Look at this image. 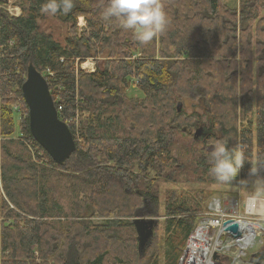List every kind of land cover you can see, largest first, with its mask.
Segmentation results:
<instances>
[{
  "label": "trees",
  "instance_id": "16d2710c",
  "mask_svg": "<svg viewBox=\"0 0 264 264\" xmlns=\"http://www.w3.org/2000/svg\"><path fill=\"white\" fill-rule=\"evenodd\" d=\"M48 2L14 0L13 15L0 0V264H177L208 203L206 191L192 205L165 194L161 209L157 181H172L177 131L191 140L183 145L201 143L202 162L216 141L240 149V180L254 169L255 140L264 181V0H162L168 23L147 44L102 17L108 0H72L55 14ZM46 12L67 26L63 40L41 29ZM88 58L93 71L80 68ZM30 67L74 138L62 164L29 130L21 85ZM132 88L139 97L126 104ZM176 96L200 100L207 121L182 101L175 108ZM144 207L157 225L139 254L132 220ZM263 262L264 249L252 264Z\"/></svg>",
  "mask_w": 264,
  "mask_h": 264
},
{
  "label": "rangeland",
  "instance_id": "374dc122",
  "mask_svg": "<svg viewBox=\"0 0 264 264\" xmlns=\"http://www.w3.org/2000/svg\"><path fill=\"white\" fill-rule=\"evenodd\" d=\"M14 0H9V3L7 4L5 9L13 15H19V12L13 6L12 2ZM229 4L233 5L236 0H226ZM261 15H264V7L261 10ZM85 22L83 20V17L78 18V27L82 28L84 26ZM41 29H46L45 31H51L52 36L55 38H58L59 40H63L67 26L59 21L54 15H52L50 12H46V16L41 21ZM103 55L99 58L101 59ZM96 61L92 58L85 59L81 64L80 68L84 69L86 71H93L95 67ZM131 95V96H130ZM129 96L128 97L130 101L126 102V104H130L132 102H135L139 97V93L132 88L129 90ZM135 98L136 100H133ZM177 100L183 102L184 106V112L186 115H189L191 113L199 114L201 115L200 121H207V111L204 110V104L198 100L197 98H186L184 96L175 98L174 101V107L176 108V102ZM206 115V116H205ZM208 117V116H207ZM254 118V117H253ZM91 117H85V120H90ZM80 127V124H78V129ZM255 128V126H254ZM194 129L192 130V132ZM254 131V130H253ZM102 132V131H101ZM77 135L79 132L77 131ZM76 137L79 138L81 141L80 134ZM177 136L176 144L173 145L172 153L176 154V162H173L171 165V168L168 170V173L171 174L172 181L165 182L162 181V178H159L157 181V189L159 190V196L161 201V209H162V201L163 197L166 194V198L169 199L172 195L178 198L176 202L186 201L187 199H191L192 202L186 203V205H192L198 204L199 200V194L204 193L203 191H206L207 195V207L209 203L214 198H220L221 200H226L227 198L234 197L239 200V207L241 208V204L247 197H261L264 198V181H262L257 175H251L246 180H240L238 175L237 177L230 183V185H226V183H219L215 180L213 175L210 174V163L207 160L206 162H202V155L200 154V148H203L201 143H192L189 145H186L185 142H191L190 138L180 135V131H177L175 133ZM253 164L255 169L256 164V142L253 140ZM212 149V145L204 146V148ZM180 165V166H178ZM205 166L209 169H205ZM132 171H137L135 168L132 169ZM216 181V183L212 182ZM166 191V193H164ZM180 200V201H179ZM206 207V209H207ZM146 208V207H145ZM144 208V209H145ZM145 211H148V208L145 209ZM202 211V210H201ZM206 210L202 213L204 214ZM243 213V212H242ZM140 214V213H138ZM162 214V211L160 212V215ZM160 222L162 220V216L158 217ZM131 222V218L129 219ZM261 224H263V220L259 221ZM135 233V232H134ZM162 231L159 228L157 230V237L161 235ZM131 236V234H130ZM264 236V231L261 235L257 237L255 240L256 244L255 246L247 251L245 260L248 261L252 257L254 259V255L256 253L260 252L262 249H264V237L261 238V241L259 240L260 237ZM161 238V237H160ZM160 238L158 239V245L160 247ZM260 241V244H259ZM258 249V250H257ZM159 249H158V255H159ZM1 261V259H0ZM35 261L38 263L39 259H35ZM253 263V260H252ZM159 264V260H158ZM160 264H162L160 262ZM264 264V262L262 263Z\"/></svg>",
  "mask_w": 264,
  "mask_h": 264
},
{
  "label": "built area",
  "instance_id": "2783aa9c",
  "mask_svg": "<svg viewBox=\"0 0 264 264\" xmlns=\"http://www.w3.org/2000/svg\"><path fill=\"white\" fill-rule=\"evenodd\" d=\"M67 122L74 121L69 118ZM239 200L214 198L209 203L186 238L177 264H251L245 257L264 231L259 222L264 219V198L247 197L241 208ZM229 219L238 224V236L223 225Z\"/></svg>",
  "mask_w": 264,
  "mask_h": 264
},
{
  "label": "water",
  "instance_id": "95a60500",
  "mask_svg": "<svg viewBox=\"0 0 264 264\" xmlns=\"http://www.w3.org/2000/svg\"><path fill=\"white\" fill-rule=\"evenodd\" d=\"M21 92L27 105L31 135L56 164H62L75 148L74 138L68 125L57 114L44 76L34 67L27 70ZM203 131V127H198L194 131V139H198ZM144 208L132 220L139 254H143L150 245L153 229L157 225L156 218L143 217ZM223 225L234 236L240 234L235 221L229 219L224 221ZM252 257L250 261L253 260Z\"/></svg>",
  "mask_w": 264,
  "mask_h": 264
},
{
  "label": "clouds",
  "instance_id": "9594fccd",
  "mask_svg": "<svg viewBox=\"0 0 264 264\" xmlns=\"http://www.w3.org/2000/svg\"><path fill=\"white\" fill-rule=\"evenodd\" d=\"M72 0H49L46 11L55 14L59 8L65 12L72 9ZM105 20L115 19L120 25L134 33L142 43L151 42L161 34L168 23L162 0H108L101 12ZM208 155L211 165L210 174L219 183H231L245 163L243 152L238 148H229L227 141L214 142ZM251 168L250 174L256 175Z\"/></svg>",
  "mask_w": 264,
  "mask_h": 264
},
{
  "label": "crops",
  "instance_id": "0c3cea01",
  "mask_svg": "<svg viewBox=\"0 0 264 264\" xmlns=\"http://www.w3.org/2000/svg\"><path fill=\"white\" fill-rule=\"evenodd\" d=\"M238 3V0H236L235 1V3L233 4V5H235V4H237ZM17 10H18V12H19V8L18 7H15Z\"/></svg>",
  "mask_w": 264,
  "mask_h": 264
},
{
  "label": "bare ground",
  "instance_id": "6f19581e",
  "mask_svg": "<svg viewBox=\"0 0 264 264\" xmlns=\"http://www.w3.org/2000/svg\"><path fill=\"white\" fill-rule=\"evenodd\" d=\"M241 135V134H240ZM39 162V161H38ZM248 228H250V227H248Z\"/></svg>",
  "mask_w": 264,
  "mask_h": 264
}]
</instances>
